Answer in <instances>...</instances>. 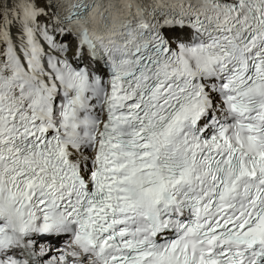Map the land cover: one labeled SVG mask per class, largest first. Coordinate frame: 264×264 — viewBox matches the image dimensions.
<instances>
[{
  "label": "snow or ice",
  "instance_id": "snow-or-ice-1",
  "mask_svg": "<svg viewBox=\"0 0 264 264\" xmlns=\"http://www.w3.org/2000/svg\"><path fill=\"white\" fill-rule=\"evenodd\" d=\"M0 264H264V0H0Z\"/></svg>",
  "mask_w": 264,
  "mask_h": 264
}]
</instances>
